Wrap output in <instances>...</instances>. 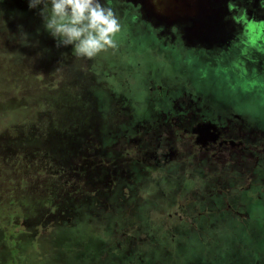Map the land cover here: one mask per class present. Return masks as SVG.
Returning <instances> with one entry per match:
<instances>
[{
	"label": "flooded vegetation",
	"instance_id": "1",
	"mask_svg": "<svg viewBox=\"0 0 264 264\" xmlns=\"http://www.w3.org/2000/svg\"><path fill=\"white\" fill-rule=\"evenodd\" d=\"M12 2L36 13L27 0ZM106 2L123 25L113 56L86 60L70 46L53 48L54 89L62 65L73 64L79 75L69 87L88 98L77 107L92 110L68 145H57L55 174L68 175L72 200L81 193L108 203L132 189L154 213L170 206L167 219L202 234L197 257L182 252L187 264H264L253 244L236 246L238 231L264 233V0ZM161 226L158 235L124 233L117 241H168L152 258L158 264L189 239ZM220 236L228 243H216ZM143 251L134 250L138 264H146Z\"/></svg>",
	"mask_w": 264,
	"mask_h": 264
},
{
	"label": "rangeland",
	"instance_id": "2",
	"mask_svg": "<svg viewBox=\"0 0 264 264\" xmlns=\"http://www.w3.org/2000/svg\"><path fill=\"white\" fill-rule=\"evenodd\" d=\"M16 8L12 0H0V108L8 114L7 119L0 115V145L8 142L23 148V154L31 155V159L50 164V160L62 156L57 145L67 146L75 131L89 121L87 115L92 110L82 111L77 107L87 97L84 90L69 87L79 75L73 64L62 65L59 73L63 81L59 89H54L57 77L54 41L41 28L37 34L40 18L36 13L28 15L29 12ZM21 30L29 34L30 40H38V45H21ZM43 49L47 51L37 56ZM104 55L113 56V53L108 51ZM44 148L51 153L46 155ZM8 160L0 158V264H130L134 261L138 264L141 260L134 250L141 249L144 250L141 254L146 255L144 263L154 264L152 258L161 255L155 254L156 249H168V241H160L159 246L142 245L141 241L128 247L117 239L124 233L158 235L164 232L161 226L164 222L172 228L171 232L187 234L189 243L181 247L182 251L170 250L168 260L158 264H187L181 257L184 249L194 259L203 248L201 231L186 230L184 224L167 219L170 206L159 207L154 213V205L135 198L132 189L125 191V197L119 200V191L114 192L108 203L88 200L81 193L71 201L70 185L67 186L70 194L61 191L62 188L56 195L37 188L39 193L34 190L31 197L25 191L31 190L29 186L33 182L57 183V175L47 167L41 170L37 163L27 167L29 161L19 155ZM50 165L59 170L56 163ZM23 168L28 174H22ZM16 193H20L19 202ZM65 197L70 203H65ZM60 201L65 205L58 207ZM239 232L241 240L237 248L243 252L253 244L254 259L264 253V233L260 226H252L248 235L245 230L243 235ZM226 240L227 237L221 236L215 239L218 244L228 243ZM127 247L133 250L129 255Z\"/></svg>",
	"mask_w": 264,
	"mask_h": 264
},
{
	"label": "clouds",
	"instance_id": "3",
	"mask_svg": "<svg viewBox=\"0 0 264 264\" xmlns=\"http://www.w3.org/2000/svg\"><path fill=\"white\" fill-rule=\"evenodd\" d=\"M27 7L36 10L41 29L54 41L57 48L70 46L77 58L92 60L118 47L121 19L106 0H27ZM41 29H37L39 34ZM20 44L37 46L29 34L20 31ZM43 49L37 56L46 52Z\"/></svg>",
	"mask_w": 264,
	"mask_h": 264
},
{
	"label": "trees",
	"instance_id": "4",
	"mask_svg": "<svg viewBox=\"0 0 264 264\" xmlns=\"http://www.w3.org/2000/svg\"><path fill=\"white\" fill-rule=\"evenodd\" d=\"M15 9H17V8H15ZM19 11H21L20 9H18ZM37 27V29L38 28H41V22H39L37 25H36ZM37 31V30H36ZM41 32V31H40ZM8 110V109H7ZM13 111H16L17 109H12ZM5 113H6V110H4V108L2 109V108H0V115L2 116V118L3 119H7V115H5ZM1 134V133H0ZM3 134V133H2ZM19 142H20V140H19ZM45 150H46V152H45V154L46 155H48V154H50L51 152H50V150L49 149H46V148H44ZM23 148H21V147H16V146H13V145H10L8 142H6V143H3V144H1L0 145V158H2V159H4L6 162H8L9 160V158H12V159H15V157L16 156H22L23 157V159L24 160H26V161H29L28 163H27V167H29V168H31V165L32 164H35V163H37V164H39L41 167H42V161H40V160H37V159H31V155H28V154H23ZM36 152V151H35ZM4 157V158H3ZM9 157V158H8ZM57 162V159L55 160V159H52V160H50V164H54V163H56ZM41 163V164H40ZM15 164H17V163H15ZM50 164H48V167L46 168L47 170H50L51 172H53L52 174L53 175H55V169H53L52 167H51V165ZM57 164V163H56ZM24 167V166H23ZM24 169V168H23ZM24 173H26V174H28L27 173V171H25V169L23 170V172H22V174H24ZM57 176L56 177H58V178H60L59 180H60V184H59V181L57 182L56 180V182L57 183H54V180H52L51 182H50V184H47V185H42L41 183L39 184V183H34L33 181V185H31V186H29V187H31V190L30 191H25V192H28L29 194L32 192L33 193V191L34 190H36V192H38V189L37 188H45V189H47L48 190V193H51V194H55L56 195V193L55 192H59L58 191V189L59 188H62V190L61 191H65L66 192V190H67V192L70 194V192H69V190H68V187L67 186H69L70 185V181H69V179H68V175H65V176H63V175H60V174H56ZM59 175H60V177H59ZM58 178H57V180H58ZM55 179V178H54ZM65 180H67L68 182L67 183H65ZM58 184V185H57ZM57 186H59V187H57ZM22 193V192H21ZM39 193V192H38ZM24 194V193H23ZM58 194V193H57ZM16 195H17V197H16V202H19V199H18V195H20V193H16ZM30 196L31 197H33L31 194H30ZM15 199V198H14ZM14 201V200H13ZM71 201H72V199H71ZM70 203V201H69V199H68V197H67V199H66V197H65V203ZM65 203L63 204V202L62 201H60V203L58 204V207H62V206H64L65 205ZM15 205H16V203H14ZM17 207H18V209L20 208V204L19 205H17ZM0 260H1V258H0Z\"/></svg>",
	"mask_w": 264,
	"mask_h": 264
}]
</instances>
